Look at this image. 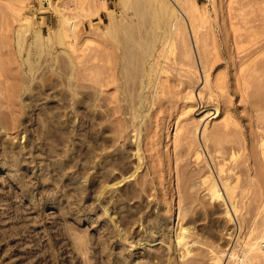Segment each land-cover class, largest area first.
<instances>
[{
    "label": "rangeland",
    "instance_id": "374dc122",
    "mask_svg": "<svg viewBox=\"0 0 264 264\" xmlns=\"http://www.w3.org/2000/svg\"><path fill=\"white\" fill-rule=\"evenodd\" d=\"M263 237L264 0H0V264H264Z\"/></svg>",
    "mask_w": 264,
    "mask_h": 264
},
{
    "label": "bare ground",
    "instance_id": "6f19581e",
    "mask_svg": "<svg viewBox=\"0 0 264 264\" xmlns=\"http://www.w3.org/2000/svg\"><path fill=\"white\" fill-rule=\"evenodd\" d=\"M65 1V0H64ZM68 2H69V0H68ZM182 6V8H184V10L185 11H189V9H190V7H189V5H186V4H182L181 5ZM181 16V17H180ZM183 16V13H181V11H180V15H178L177 16V18L176 19H172V20H170V23H169V27H168V32H167V34H168V36H171V38H174V37H172V36H174V35H176V34H178V33H180V31H181V25H182V22H181V20H182V17ZM169 22V21H168ZM75 24H77V23H75ZM75 24H74V21L71 23V30H74L75 28H76V26H75ZM124 57H125V55L123 54V53H119V52H117V51H113L112 53H111V55H110V58H109V60H110V66H111V68H112V71L111 72H113V74L111 73L110 74V77H111V80H112V78H113V80H114V78H118L117 76H115V71L117 70V69H119L120 70V68H124V71H126V69H125V65H123V63H125L124 62ZM125 60H126V57H125ZM153 62V61H152ZM126 64V63H125ZM154 64V63H153ZM109 66V67H110ZM161 67V66H160ZM159 67V68H160ZM162 68V67H161ZM164 68V67H163ZM158 70H160V69H158ZM166 70V69H165ZM164 70V71H165ZM121 72H123V70L121 69L120 70ZM119 71V72H120ZM163 72V71H162ZM124 73H126V72H123L122 74H124ZM118 74V73H117ZM160 75H161V73H159ZM159 74L157 73V75L159 76ZM113 76V77H112ZM119 76V75H118ZM125 76V75H124ZM160 77V76H159ZM159 77H157L158 78V80L155 78V81H154V83H153V90H154V94H155V96H156V93H159L161 90H160V86H162V85H160V78ZM112 80V81H113ZM114 81H116V79L114 80ZM117 81H119V79L117 80ZM121 81V80H120ZM119 81V82H120ZM115 83V82H114ZM146 87H147V85H146ZM141 89H142V87H141ZM147 88H145L144 90H146ZM143 90V89H142ZM142 92V91H141ZM143 94V93H142ZM141 95V94H140ZM144 96H145V92H144ZM154 96V95H153ZM139 97H141V96H139ZM147 97V96H146ZM145 97V98H146ZM147 99V98H146ZM141 102H140V104L142 103H144L145 102V99H144V97H141V100H140ZM154 104H156V102L154 103ZM152 105H153V103H152ZM150 129V128H149ZM152 130V129H151ZM150 132V131H149ZM197 154V156L199 155V153H200V151L198 152H196ZM201 154H203V153H201ZM201 154H200V156H201ZM200 156H198V157H200ZM211 171V170H210ZM212 172V171H211ZM113 173H114V171H113V169H111V170H109V174L112 176L113 175ZM211 174H213V172L211 173ZM208 177H206L205 178V182L206 181H208L210 178V180L212 181V180H214V182L212 181L211 183H213L212 184V186H210V187H212L211 189H210V187H209V190H212L211 192H213L214 191V195L216 194V195H218V197H220L219 196V189H217V185H216V183H215V177H209L208 179H207ZM214 178V179H213ZM210 182V181H209ZM228 186V185H227ZM231 188V187H230ZM226 189H228V188H226ZM227 191V193L230 191L229 189L228 190H226ZM218 193V194H217ZM231 193H232V191H231ZM228 194H230V193H228ZM214 195H213V197H214ZM216 197V196H215ZM184 238H185V235H182V237H180V239H179V243H182L183 242V240H184ZM263 239H264V237H263ZM74 242L75 243H78V241H77V239L76 238H74ZM183 244H185V243H183ZM186 245V244H185ZM232 256H233V254H232ZM242 260H244V259H242ZM216 262H219L218 261V259H217V261Z\"/></svg>",
    "mask_w": 264,
    "mask_h": 264
}]
</instances>
